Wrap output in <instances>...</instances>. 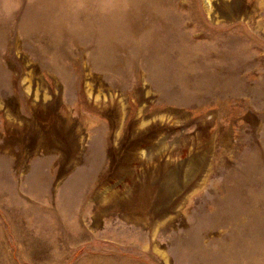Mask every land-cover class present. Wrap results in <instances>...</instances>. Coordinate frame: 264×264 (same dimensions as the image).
Listing matches in <instances>:
<instances>
[{
    "label": "rangeland",
    "instance_id": "rangeland-1",
    "mask_svg": "<svg viewBox=\"0 0 264 264\" xmlns=\"http://www.w3.org/2000/svg\"><path fill=\"white\" fill-rule=\"evenodd\" d=\"M0 264H264V0H0Z\"/></svg>",
    "mask_w": 264,
    "mask_h": 264
}]
</instances>
